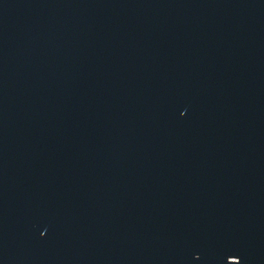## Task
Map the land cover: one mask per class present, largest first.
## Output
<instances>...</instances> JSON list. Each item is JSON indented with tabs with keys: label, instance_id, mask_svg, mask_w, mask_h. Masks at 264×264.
Listing matches in <instances>:
<instances>
[{
	"label": "water",
	"instance_id": "water-1",
	"mask_svg": "<svg viewBox=\"0 0 264 264\" xmlns=\"http://www.w3.org/2000/svg\"><path fill=\"white\" fill-rule=\"evenodd\" d=\"M0 264H264V0H0Z\"/></svg>",
	"mask_w": 264,
	"mask_h": 264
}]
</instances>
